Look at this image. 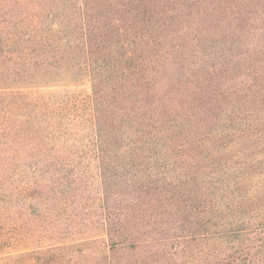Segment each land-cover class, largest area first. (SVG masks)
Returning a JSON list of instances; mask_svg holds the SVG:
<instances>
[{"label":"trees","instance_id":"obj_1","mask_svg":"<svg viewBox=\"0 0 264 264\" xmlns=\"http://www.w3.org/2000/svg\"><path fill=\"white\" fill-rule=\"evenodd\" d=\"M57 5L0 0V112L19 116L0 120V248L30 201L47 210V246L0 264H264V219L241 218L237 191L217 185L233 162L196 153L250 135L264 108V0ZM45 88L63 99L44 107ZM72 127L91 132L82 150ZM22 167L47 170V186L17 185Z\"/></svg>","mask_w":264,"mask_h":264},{"label":"rangeland","instance_id":"obj_2","mask_svg":"<svg viewBox=\"0 0 264 264\" xmlns=\"http://www.w3.org/2000/svg\"><path fill=\"white\" fill-rule=\"evenodd\" d=\"M79 0H58V5L56 9L61 12H74L76 10V5L78 6ZM45 11H47V2L45 3ZM47 27V24L43 26ZM34 53L38 54L37 49H33ZM76 95L79 96V105L82 106L83 111L80 112L81 116H84L86 119V109L88 108L84 102L89 100L91 94V85L87 82L82 83L81 86L75 88L73 90ZM34 96L43 103L44 107H47V102L51 104L58 103L61 99H63L64 94H61L56 89H38L33 91ZM40 116L35 118V122L41 124L45 129H47V112L42 115L40 112L38 113ZM4 117H9L10 119H18V115L5 116L3 112H0V120ZM54 120L60 119L57 115L53 118ZM85 119H78L71 121L72 125L75 123L83 124ZM227 119L226 115H223L221 119V124L217 126V131L225 130V120ZM247 128L251 129V134L245 137H235V141L232 138H227L222 143H217L210 140L209 145L205 148L204 152H196L204 162L205 155H207L205 165H213L215 163H226L228 161H232L233 165L228 166V172L224 174L225 176L217 183L219 185L222 182V185L225 187H231V189H235L237 193L234 197H231V204H241L243 205L244 212L241 213V218L245 216H250L254 221H261L264 219V108L258 109V114L255 118H252L247 121ZM241 126V125H240ZM246 126V125H245ZM239 127V126H236ZM67 129V128H66ZM71 131L76 136L77 142H73V138L71 143L73 145H78L79 150H82L83 147L88 145V139H90L91 132L86 131L82 128L72 127ZM255 132V133H254ZM78 137V138H77ZM75 138V137H74ZM229 150H222V154L219 156L216 154V150L218 148L222 149L224 146L228 145ZM215 143V144H214ZM227 143V144H226ZM47 147V145H46ZM7 151V147L4 146L3 143H0V152L4 154ZM11 151V150H10ZM9 151V152H10ZM188 151H193L188 149ZM216 156L219 158L217 159ZM211 157H214L215 160H211ZM30 165H32V159L29 160ZM208 163V164H207ZM47 171V170H46ZM43 171L41 168L35 169L31 168L29 171H26L23 167L19 168L16 174V183L21 188L26 186H33L38 188L37 186H47V172ZM245 178L241 183L239 180L240 177ZM1 183V181H0ZM37 185V186H36ZM248 193H251L249 197ZM249 198L252 199L253 208L250 209ZM224 198L223 201H225ZM34 201V200H32ZM18 203L21 204V207L24 204V200H18ZM0 205H2L0 203ZM3 210L0 207V230L3 227ZM23 220L25 221L24 225L21 224V231L17 233V238L11 239L7 243L8 246L6 248H0V253L14 252V251H28L31 248L47 246V210H42L39 213V208L36 202H29L28 211H24L21 213ZM20 216V217H21ZM19 217V218H20ZM19 223V220H18ZM27 226V227H26ZM26 230V231H25ZM46 232V233H45ZM2 245H0L1 247Z\"/></svg>","mask_w":264,"mask_h":264}]
</instances>
